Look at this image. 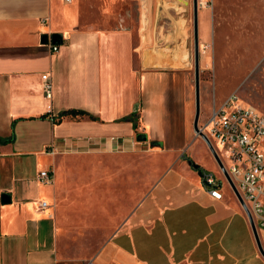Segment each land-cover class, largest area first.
<instances>
[{
    "label": "crops",
    "instance_id": "1",
    "mask_svg": "<svg viewBox=\"0 0 264 264\" xmlns=\"http://www.w3.org/2000/svg\"><path fill=\"white\" fill-rule=\"evenodd\" d=\"M96 1L0 0V264H264L234 191L203 183L221 168L194 129L193 0Z\"/></svg>",
    "mask_w": 264,
    "mask_h": 264
},
{
    "label": "rangeland",
    "instance_id": "2",
    "mask_svg": "<svg viewBox=\"0 0 264 264\" xmlns=\"http://www.w3.org/2000/svg\"><path fill=\"white\" fill-rule=\"evenodd\" d=\"M132 5L128 1L118 7L131 12ZM208 8L212 31L201 51L206 66L201 77L210 93L203 95L199 125L210 114L214 96L221 99L231 92L264 113V0H209Z\"/></svg>",
    "mask_w": 264,
    "mask_h": 264
},
{
    "label": "built area",
    "instance_id": "3",
    "mask_svg": "<svg viewBox=\"0 0 264 264\" xmlns=\"http://www.w3.org/2000/svg\"><path fill=\"white\" fill-rule=\"evenodd\" d=\"M53 48L57 50L58 46L54 45ZM42 79L45 97L51 99L53 86L50 76L45 73ZM199 130L216 150L257 228L264 231V113L241 101L237 93H233L220 107L214 108L207 122L199 125ZM221 174L220 180L214 174H203L205 188L217 200L223 198L221 188L224 184L227 183L233 190L222 170ZM38 178L49 182L52 172L41 171ZM46 207V201L39 204L40 209Z\"/></svg>",
    "mask_w": 264,
    "mask_h": 264
},
{
    "label": "water",
    "instance_id": "4",
    "mask_svg": "<svg viewBox=\"0 0 264 264\" xmlns=\"http://www.w3.org/2000/svg\"><path fill=\"white\" fill-rule=\"evenodd\" d=\"M193 9H194V70H195V93H196V116H195V122H194V129L196 134H199L207 143L213 157L215 158V160L218 162L221 170L223 171V173L227 176L233 190L235 191L241 205L243 206L247 216L249 217L253 232L255 234L256 240H257V244L258 247L260 249V252L262 253V255L264 256V249L261 245L260 239H259V233H258V228L256 226V223L253 219V216L250 212V210L248 209L247 205L245 204V202L243 201V198L241 197V195L239 194V192L237 191L235 185L233 184L232 180L230 179L227 171L225 170L223 164L221 163L219 156L216 152V150L214 149L213 145L210 143V141L207 139V137L200 132L199 130V119H200V113H201V104H200V73H201V69H200V44H199V28H198V9H199V0H193ZM45 41L46 43H49V40H47V38L45 37ZM50 42L52 44H61L63 42V36L62 34L59 33H55L52 35ZM147 137L146 136H139L138 140H146ZM195 168H199L198 165L194 164ZM202 173V172H201ZM221 186V183H220ZM3 202L4 203H8L10 202V195L5 193L2 196Z\"/></svg>",
    "mask_w": 264,
    "mask_h": 264
},
{
    "label": "trees",
    "instance_id": "5",
    "mask_svg": "<svg viewBox=\"0 0 264 264\" xmlns=\"http://www.w3.org/2000/svg\"><path fill=\"white\" fill-rule=\"evenodd\" d=\"M51 114H47L46 116H50ZM87 115V113H85L84 111H78V110H69V111H64L61 112L58 116L59 120H61L62 118L66 117V116H72V117H77V116H84ZM54 122H57L59 120H56V117L54 116H50ZM90 118H94L92 116H89ZM126 120H131L134 121V115L133 116H129L127 118H125ZM134 126H136V124L134 123ZM5 140L0 139V143H4ZM190 163L192 164V166L194 167V163L192 162V160L190 161Z\"/></svg>",
    "mask_w": 264,
    "mask_h": 264
}]
</instances>
